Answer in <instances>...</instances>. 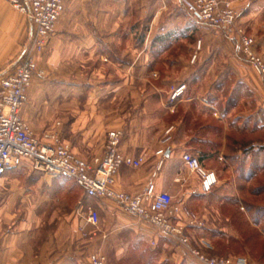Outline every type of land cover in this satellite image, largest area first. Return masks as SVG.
I'll return each instance as SVG.
<instances>
[{
    "label": "rangeland",
    "instance_id": "obj_1",
    "mask_svg": "<svg viewBox=\"0 0 264 264\" xmlns=\"http://www.w3.org/2000/svg\"><path fill=\"white\" fill-rule=\"evenodd\" d=\"M185 1L190 0H97L96 24L112 29L111 45L74 48L54 44L49 51L43 48L20 110L33 134L41 138L48 131L57 132L78 157L86 159L102 154L110 131L120 130L123 135L124 128L133 123L146 124L152 136L162 137L175 121L184 125L194 122V128L202 121L213 128L208 137L217 141L222 125L231 138L236 122H240V129L256 130L257 144L264 146V97L258 90L259 86L263 90L259 76L235 39L187 13ZM231 1L238 13L236 27L253 40V50L264 63V0ZM173 14L177 20H172ZM24 19L21 16L18 23L22 28L16 57L26 43ZM121 34L126 35L122 41ZM165 35V43L155 42ZM181 86L182 94L197 96L187 107H175L182 94L170 100ZM202 107L207 117L200 120ZM73 187L70 181L50 179L25 167L14 169L0 181V218L11 222L15 215L12 220L43 221L52 210L64 212L66 218L69 214L74 219L85 216L89 204L84 203L81 210L70 204ZM35 188L40 191L34 192ZM242 198L264 205V197ZM216 210L209 208L203 219L198 236L204 241L206 229L236 235L224 230ZM263 228L260 223L246 244L226 247L219 241L204 251L215 257H241L251 264H264ZM185 263L194 264L189 259Z\"/></svg>",
    "mask_w": 264,
    "mask_h": 264
},
{
    "label": "crops",
    "instance_id": "obj_2",
    "mask_svg": "<svg viewBox=\"0 0 264 264\" xmlns=\"http://www.w3.org/2000/svg\"><path fill=\"white\" fill-rule=\"evenodd\" d=\"M96 1L62 0L63 13L56 22L55 33L47 38L44 51H49L54 44L57 47L74 48H92L100 44L110 46L112 29L96 24ZM21 16L24 17L0 0V74L6 73L18 53V38L22 28L18 23ZM176 17L173 14L172 20H177ZM29 28L26 20V32ZM124 37L126 35H120L121 41ZM124 78H127L126 75ZM258 90L264 97V90L260 86ZM157 92L162 98L163 91ZM196 97L183 93L175 107H187ZM198 115L200 120L202 117L206 119L203 107ZM236 124L235 136L231 138L227 137L225 126L222 125V132H217V141L208 137L209 130L213 128L207 123L203 125L202 121L197 128H194V122L184 125L181 120L175 121L162 137L152 136L146 124L133 123L127 126L119 150L133 158L143 157L144 162L137 169L120 168L114 177V189L138 195L152 185L155 193L169 194L174 204L201 219L206 218L209 208L217 209L220 222L227 224L226 229L222 224L223 229H230L228 219L220 213L223 201L229 198L239 200L242 195L260 200L261 196H251L248 191L258 189L264 193V146L257 144L254 137L256 130L240 129V122ZM158 149L164 150L159 167L160 158L155 155ZM72 152L79 156L74 149ZM184 153L196 157L205 170L215 174L217 182L209 193L201 190L199 178L186 169L182 162ZM90 158L86 157L85 160ZM36 188L34 192L40 191ZM72 189L70 204L79 210L84 203L89 204L88 208L98 214L97 228L85 225V216L74 219L69 214L66 218L64 212L55 210L50 211L43 221L12 220L15 215L11 217V222H4L0 218V264H87V256L92 253L102 254L109 264H130L131 259L137 264H186L175 243L157 236L152 227L121 212L109 201L85 197L77 185ZM238 210L243 211L241 205ZM181 221L185 222L183 218ZM2 224L9 225L10 229L1 228ZM199 230L187 229L192 241L203 238L198 236ZM153 240L155 245L152 247L150 242Z\"/></svg>",
    "mask_w": 264,
    "mask_h": 264
},
{
    "label": "built area",
    "instance_id": "obj_3",
    "mask_svg": "<svg viewBox=\"0 0 264 264\" xmlns=\"http://www.w3.org/2000/svg\"><path fill=\"white\" fill-rule=\"evenodd\" d=\"M24 15L29 22L26 43L9 66L6 73L0 74V180L7 172L25 167L45 175L50 179H66L83 190L85 197L113 203L121 212L152 227L157 236L175 243L180 257L194 264H251L247 259L221 258L208 255L204 250L211 246L203 238L194 245L187 229L203 226V219L174 204L167 193H155L153 186L138 195L116 191L114 177L122 167L139 168L143 157L133 158L119 150L122 138L120 130L107 134L102 154L89 160L76 156L71 147L62 141L57 132L48 131L37 138L25 121L20 110L26 101V92L37 69V55L42 52L46 40L54 32L56 22L63 13L62 0H2ZM187 13L208 23L223 33L232 36L240 52L252 70L259 76L264 90V63L253 50V40L236 27L237 12L231 0H191L185 1ZM184 87L176 88L170 100L174 101ZM155 155L162 164L164 150L158 149ZM186 169L200 181L201 190L209 193L216 185L215 174L205 170L199 160L187 153L182 155ZM185 222H182L181 219ZM85 225L96 229L99 217L96 211L88 208ZM155 241L150 242L154 246ZM87 264H109L105 256L92 253Z\"/></svg>",
    "mask_w": 264,
    "mask_h": 264
},
{
    "label": "trees",
    "instance_id": "obj_4",
    "mask_svg": "<svg viewBox=\"0 0 264 264\" xmlns=\"http://www.w3.org/2000/svg\"><path fill=\"white\" fill-rule=\"evenodd\" d=\"M167 40L168 36L165 35L163 37H157L155 39V42L163 44ZM63 180L68 181L66 179ZM248 194L256 197L261 196L260 200H263L262 198L264 197V193L261 190L259 191L258 189L254 191L249 190ZM239 205L242 206L243 211L238 210ZM220 213L228 219V226L236 235H230L221 231L217 232L206 229L203 236L206 237L213 246L215 244H218L219 241H222L223 244L225 243L226 247L232 244H246L248 241L254 238L253 236H255V234L257 233V231H255L257 226L260 223H264V205L254 202H246L242 197H240L239 200L233 198L224 200L220 208ZM210 252L214 254V250ZM131 260L130 264H137L136 262H133L134 259Z\"/></svg>",
    "mask_w": 264,
    "mask_h": 264
}]
</instances>
